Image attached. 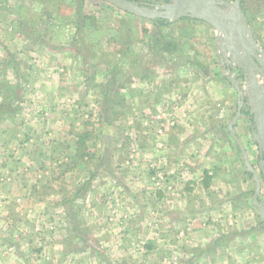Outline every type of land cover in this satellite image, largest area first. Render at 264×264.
Here are the masks:
<instances>
[{"label": "crops", "instance_id": "obj_1", "mask_svg": "<svg viewBox=\"0 0 264 264\" xmlns=\"http://www.w3.org/2000/svg\"><path fill=\"white\" fill-rule=\"evenodd\" d=\"M214 34L103 0H0V264H264L215 100L231 82L191 44Z\"/></svg>", "mask_w": 264, "mask_h": 264}, {"label": "water", "instance_id": "obj_2", "mask_svg": "<svg viewBox=\"0 0 264 264\" xmlns=\"http://www.w3.org/2000/svg\"><path fill=\"white\" fill-rule=\"evenodd\" d=\"M103 1L113 5L122 12L146 17L151 20L165 19L169 22H175L180 19L191 18L208 23L216 30L221 47L223 48L226 45L227 48L231 47L233 50L237 70L243 72L251 80L255 100L251 114L254 115L258 129L264 123V94L261 96L259 92V82L256 75V71H258L264 76V53L257 46L255 38L248 28L241 9V0H170L169 3L156 6L155 8H149L132 0ZM224 72L227 74V78L238 96L241 97L243 89L241 90L240 82L233 78L235 74H230L225 69ZM241 109L242 101L239 102L236 112L228 124V131L241 153L247 170L253 175L255 191L252 196V202L264 219V207L259 202L261 198V183L249 162L245 148L235 132V124L242 117ZM260 133L262 134L263 132L261 131Z\"/></svg>", "mask_w": 264, "mask_h": 264}, {"label": "rangeland", "instance_id": "obj_3", "mask_svg": "<svg viewBox=\"0 0 264 264\" xmlns=\"http://www.w3.org/2000/svg\"><path fill=\"white\" fill-rule=\"evenodd\" d=\"M225 1H233V0H225ZM136 17L138 20H141V22H144V23L153 22V20L147 19L146 17H139V16H136ZM255 17H257V15ZM140 18H142V19H140ZM245 19H246V17H245ZM250 25H251V27L256 28V32L259 35H257L258 38H255V36H253V37L255 38V42H256L257 46L264 53V14L260 13V18L256 22V25H255V19L252 20ZM172 30H173V32L177 31L176 28H172L171 31ZM195 31H196V33H195ZM195 31H194V34L193 33L188 34V35L184 34V35H180V36H183V39H186L187 37L205 38V35H207V32H205V30L203 28L202 29L197 28ZM261 34H262V36H261ZM149 35H150V33H149ZM214 35H216V37L212 38L213 39L212 44L209 40L206 43H205V41H202V44H201V42H199L198 39H196L195 42H191V44L198 50V52H201L202 55L205 57H208L212 53L213 54L215 53L217 56L216 58H218V56H219L220 59L225 60L226 62L224 64H222L225 71H228V72H230V74H233V75L235 74L233 78H235L236 80H238L240 82L239 84H240L241 90L243 89L241 97L238 96V94H237L236 90L234 89V87L232 86V84L229 83V85L232 88L229 86V88L227 89L228 92L224 91L223 94H221L222 98H220L218 96V98L215 99L217 101V104H220L221 102L224 101L225 105H229L230 112L223 113V115H222L225 122L227 123V122H230L231 118L234 116L240 101H242V108H244V105H245V107L248 110L250 109L252 111V109H253L252 107H253L254 101H255L254 100V93L252 92L253 87H252L251 80L249 78H247L243 72L238 71L236 68V63L234 61V53H233V50L231 49V47L227 48L226 45H224L222 48L221 42L218 40L217 33ZM206 37L209 38V34ZM256 39H257V41H256ZM258 41H259V43H258ZM214 42L216 43L215 46H213ZM222 52H224V53H222ZM221 56H224V57L222 58ZM218 59H217V63H219ZM227 62L230 64V67L232 66L230 69H229V67L228 68L225 67V64H227ZM215 63H216V61H215ZM215 68L221 69L220 66L219 67L216 66ZM224 74H225V72H224ZM256 75H257V80L259 82V92H260L261 96H263V94H264V82H263L264 76H262L258 71H256ZM225 76H227V74H225ZM6 79H9V78L7 77ZM10 79H12V78H10ZM2 82H5V80L2 79L0 82V86H2V87L6 88L7 86H11V85H6V83H2ZM16 99H18V97H16ZM250 100H252V101H250ZM218 108L219 107L217 106V109ZM237 122H239L238 126L240 129V131H239L240 138L239 137L238 138L240 139L243 147L245 148V150L249 156V162H250V164L252 163L251 166L256 167V163H257V161L255 159L256 145H255V140H254V138L256 137L255 136L256 132H251L252 126H254L255 128L257 127L255 118H254L252 124H250L248 119L243 118V117L239 118L237 120ZM235 128H236V124H235ZM234 145H235L234 149L235 150H236V148L238 149L235 142H234ZM247 178L250 181H252V179H253L249 175L247 176ZM117 181H119V179H117ZM252 186L254 187L253 184H252ZM263 195H264V186H263V188H261V197ZM36 226L40 227L39 223H37ZM53 232H55V230H53ZM21 241H24V240H21ZM26 244H29V243H26Z\"/></svg>", "mask_w": 264, "mask_h": 264}, {"label": "flooded vegetation", "instance_id": "obj_4", "mask_svg": "<svg viewBox=\"0 0 264 264\" xmlns=\"http://www.w3.org/2000/svg\"><path fill=\"white\" fill-rule=\"evenodd\" d=\"M138 3H141V5H145L149 8H155L156 6H160V5H165L167 3L170 2V0H132ZM221 64H224L226 61L222 60L220 61ZM229 65V66H228ZM225 67L229 69L232 67H230V64L227 62V64H225ZM246 104V103H245ZM241 114L243 118L248 119V121L250 122V124H252L253 120H254V115L251 114V110L247 109L244 105V108H242L241 110ZM260 129V130H259ZM259 129L254 126H252L251 128V132H256L255 134V145H256V155H255V159L257 161L256 163V167H254L253 169L255 170L260 183H261V187L263 188L264 186V123H262V125L259 127ZM263 132L262 134L260 132ZM253 175H251L252 177ZM255 184V183H254Z\"/></svg>", "mask_w": 264, "mask_h": 264}, {"label": "trees", "instance_id": "obj_5", "mask_svg": "<svg viewBox=\"0 0 264 264\" xmlns=\"http://www.w3.org/2000/svg\"><path fill=\"white\" fill-rule=\"evenodd\" d=\"M264 8V0H241V9L246 17L248 23H251L254 20L256 15L259 14ZM188 19V18H187ZM155 23H160L161 25H168L169 21L164 19H155Z\"/></svg>", "mask_w": 264, "mask_h": 264}]
</instances>
